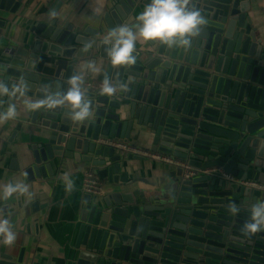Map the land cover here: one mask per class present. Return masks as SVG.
Listing matches in <instances>:
<instances>
[{
	"label": "water",
	"instance_id": "obj_1",
	"mask_svg": "<svg viewBox=\"0 0 264 264\" xmlns=\"http://www.w3.org/2000/svg\"><path fill=\"white\" fill-rule=\"evenodd\" d=\"M22 1L0 0V9L16 13ZM248 1L190 0L206 20L191 45L148 41V48L135 49L133 65L113 66L103 39L114 28L133 26L129 17L150 0H111L104 37L58 15L37 19L28 48L12 49L3 81L23 80L30 100L43 98L46 87L66 92L70 77H84L79 68L91 56L109 62L99 81L126 84L123 96L111 98L83 83L92 116L82 122L64 107L31 115L40 141L24 171L29 180L52 176L51 161L63 157L85 162L121 188L96 200L86 195L79 264H264V231H244L251 206L264 202V189L246 184L264 185V43L250 22ZM7 23L0 19V36ZM17 100L0 97V112ZM135 120L147 126L151 151L180 161L172 178L148 193L130 190L137 180L119 175L124 158L104 142H128ZM187 166L198 170L194 177L185 178ZM230 204L240 209L236 215ZM22 263L23 257L15 262L1 255L0 264Z\"/></svg>",
	"mask_w": 264,
	"mask_h": 264
},
{
	"label": "crops",
	"instance_id": "obj_2",
	"mask_svg": "<svg viewBox=\"0 0 264 264\" xmlns=\"http://www.w3.org/2000/svg\"><path fill=\"white\" fill-rule=\"evenodd\" d=\"M248 3L250 22L257 31L258 38L264 43V0H249ZM110 5L111 0H23L16 13L0 9V19L8 20L0 36V81H3L11 59L15 58L7 53V49L17 51L28 48L36 20L48 21L51 18L50 10H55L67 23L80 26L84 31H101L104 37L107 28L103 17ZM135 21V17H129L128 24ZM137 41L135 49L148 48V41ZM94 54H97L96 49ZM89 62L96 65L95 72L87 70ZM108 63L104 59L91 56L79 68L84 72L85 88L96 95L101 94L98 90L88 87L87 82H103L99 81V78L107 71ZM111 81L116 84V81ZM123 94L124 90L118 88L116 94L109 97L115 98ZM15 104L16 117L0 121V188L10 182L24 183L28 185L29 193L22 197L13 196L9 200H0V217L10 220L17 236L11 246L0 243V260L1 255H7L12 256L15 262L23 257L22 264H79L82 250L77 247V239L81 227V208L87 195L83 192V180L85 174L92 172V169L83 161L56 157L51 161L52 176L48 175L41 181L29 180L24 171L32 162L33 146L40 141L39 122L33 123L30 120L33 111L27 110L21 99ZM122 109H114V112L119 113ZM122 120H125V117H122ZM18 126L21 127L19 130ZM147 135V126H138L135 120L129 141L122 142L142 151L154 152L151 151L152 145L147 140ZM104 142L113 146L110 139ZM115 151L124 158V166L119 175L126 174L128 180H137L130 190L140 188L147 193L151 192L166 180H170L178 166L119 148ZM65 174L72 181L71 190L66 188L62 178ZM96 176L102 182L103 190L101 195H91L93 200L121 189Z\"/></svg>",
	"mask_w": 264,
	"mask_h": 264
},
{
	"label": "clouds",
	"instance_id": "obj_3",
	"mask_svg": "<svg viewBox=\"0 0 264 264\" xmlns=\"http://www.w3.org/2000/svg\"><path fill=\"white\" fill-rule=\"evenodd\" d=\"M190 0H150V3L136 17L133 26L121 25L110 30L103 39V44L108 45V56L113 66H128L136 63L134 56L137 40L158 41L160 44L172 47H188L191 38L199 35L202 26L206 24L205 18L194 8L189 7ZM55 10H50L51 18L57 17ZM87 70L96 71V65L89 62ZM69 87L66 92H52L44 88L45 96L40 99L30 100L26 98L27 85L23 80L14 82L9 86L0 81V97L7 96L10 100L21 99L24 107L29 111L40 109L52 110L57 107L70 109L71 118L82 122L92 116L91 102L82 89L84 77L81 73L73 75L67 81ZM126 90L123 83L114 84L109 78L103 80L100 94L113 96L117 89ZM17 115L16 104L10 103L5 111L0 112V121L14 119ZM66 188L73 187L70 177L65 174L62 177ZM29 193L28 185L24 183H7L0 188V200H9L13 196H24ZM232 215H236L240 209L235 204L228 206ZM250 219L244 227L247 234H255L264 231V202H256L251 206ZM0 243L11 246L17 236L13 231L10 220L0 217Z\"/></svg>",
	"mask_w": 264,
	"mask_h": 264
},
{
	"label": "built area",
	"instance_id": "obj_4",
	"mask_svg": "<svg viewBox=\"0 0 264 264\" xmlns=\"http://www.w3.org/2000/svg\"><path fill=\"white\" fill-rule=\"evenodd\" d=\"M12 48L7 49V53L11 54ZM103 82H87V86L93 88V90H98L100 92L101 86ZM112 145L116 148H119L121 150H124L126 152L130 153H135V154H140L143 156H146L147 158L153 159V160H159L163 161L165 163L171 164L173 166H177L180 164V161H178L176 158H172L171 156H167L165 154H161L160 152H150V151H142L137 148H133L130 145H128L125 142L122 141H113L111 140ZM217 170V169H215ZM198 170L192 169L190 167H186V172H185V178H192L197 174ZM224 176L228 177L227 174L223 173ZM246 184L250 187H257L264 189V185L260 183H256L253 181L246 182ZM103 190V184L100 181V179L93 174L92 172H87L85 174L84 180H83V192L85 194H90V195H101Z\"/></svg>",
	"mask_w": 264,
	"mask_h": 264
}]
</instances>
